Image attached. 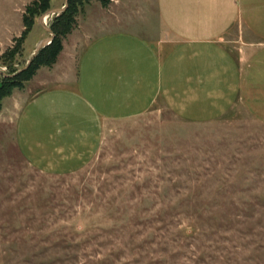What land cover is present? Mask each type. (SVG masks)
I'll return each mask as SVG.
<instances>
[{"label":"rangeland","instance_id":"1","mask_svg":"<svg viewBox=\"0 0 264 264\" xmlns=\"http://www.w3.org/2000/svg\"><path fill=\"white\" fill-rule=\"evenodd\" d=\"M34 1L0 0V59L19 47L18 74L55 18L37 20L19 42ZM121 1V28L135 33L145 5ZM81 44L65 39L57 63L2 102L0 264H264V59L254 58L255 85L177 88L184 111L161 99L143 116L106 122L91 140L73 137L71 119L60 151L29 162L16 113L42 92L37 83L75 76Z\"/></svg>","mask_w":264,"mask_h":264},{"label":"crops","instance_id":"2","mask_svg":"<svg viewBox=\"0 0 264 264\" xmlns=\"http://www.w3.org/2000/svg\"><path fill=\"white\" fill-rule=\"evenodd\" d=\"M110 1L107 8L86 6L66 38L82 43L75 76L37 83L42 92L16 113L18 148L29 162L40 152L60 151L71 119L78 124L73 137L91 140L106 122L143 116L161 99L184 111L174 100L183 96L178 89L256 84L254 58L264 59V0H142L135 33L121 28L128 4Z\"/></svg>","mask_w":264,"mask_h":264},{"label":"trees","instance_id":"3","mask_svg":"<svg viewBox=\"0 0 264 264\" xmlns=\"http://www.w3.org/2000/svg\"><path fill=\"white\" fill-rule=\"evenodd\" d=\"M57 1L35 0L26 7L22 16L24 31L19 42L27 40L37 25V20L51 11L54 8V3ZM92 2L100 3L102 8H107L111 3L110 0H68L65 12L59 17L53 18L51 22L49 29L54 36L52 43L38 54L27 70L19 74L13 70V63L18 54L19 47L2 57L5 59L4 64L10 70V74L5 75L0 73V112L3 100L11 97L15 90H23L24 85L30 83L41 68H51L57 63L59 56L63 52V41L76 29L78 17L85 7ZM64 6L58 8H63Z\"/></svg>","mask_w":264,"mask_h":264},{"label":"water","instance_id":"4","mask_svg":"<svg viewBox=\"0 0 264 264\" xmlns=\"http://www.w3.org/2000/svg\"><path fill=\"white\" fill-rule=\"evenodd\" d=\"M68 6V0H65V6L62 9H54L52 11H49L48 13H46L44 16L40 17L38 19V24L39 25H43L44 20L49 18V17H59L61 14H63L65 12V10L67 9ZM46 32L50 35L49 39H45L43 41H41L38 45V47L35 50V53L33 55V58L28 62L27 66L25 69H23L21 72L27 70L29 68V66L32 64V61L38 56V54L44 50L45 48H47L53 41L54 36L51 32L50 29L45 28Z\"/></svg>","mask_w":264,"mask_h":264},{"label":"bare ground","instance_id":"5","mask_svg":"<svg viewBox=\"0 0 264 264\" xmlns=\"http://www.w3.org/2000/svg\"><path fill=\"white\" fill-rule=\"evenodd\" d=\"M48 19V18H47ZM46 20V19H45Z\"/></svg>","mask_w":264,"mask_h":264}]
</instances>
